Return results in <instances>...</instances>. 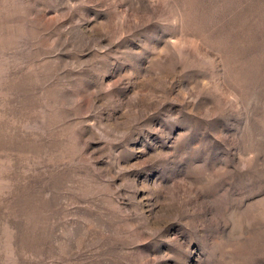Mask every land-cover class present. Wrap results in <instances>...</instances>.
<instances>
[{
  "label": "rangeland",
  "instance_id": "1",
  "mask_svg": "<svg viewBox=\"0 0 264 264\" xmlns=\"http://www.w3.org/2000/svg\"><path fill=\"white\" fill-rule=\"evenodd\" d=\"M0 264H264V0H0Z\"/></svg>",
  "mask_w": 264,
  "mask_h": 264
}]
</instances>
